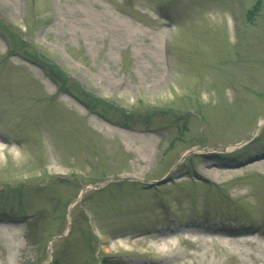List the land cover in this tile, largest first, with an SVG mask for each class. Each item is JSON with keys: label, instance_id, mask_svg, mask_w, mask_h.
<instances>
[{"label": "rangeland", "instance_id": "374dc122", "mask_svg": "<svg viewBox=\"0 0 264 264\" xmlns=\"http://www.w3.org/2000/svg\"><path fill=\"white\" fill-rule=\"evenodd\" d=\"M0 23V264H264V0H0Z\"/></svg>", "mask_w": 264, "mask_h": 264}, {"label": "bare ground", "instance_id": "6f19581e", "mask_svg": "<svg viewBox=\"0 0 264 264\" xmlns=\"http://www.w3.org/2000/svg\"><path fill=\"white\" fill-rule=\"evenodd\" d=\"M145 139L147 140V142L149 143V141L152 139V136H147V137H145ZM143 145H145L144 146V149H148V144H143ZM197 235H199V234H197ZM200 236V235H199ZM201 237H204L205 238V236H201ZM118 242H120V243H123V242H125V240L124 239H120ZM165 243H170V241H167V242H165Z\"/></svg>", "mask_w": 264, "mask_h": 264}]
</instances>
